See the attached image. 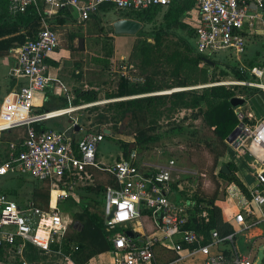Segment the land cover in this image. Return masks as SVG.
<instances>
[{
  "label": "built area",
  "instance_id": "2783aa9c",
  "mask_svg": "<svg viewBox=\"0 0 264 264\" xmlns=\"http://www.w3.org/2000/svg\"><path fill=\"white\" fill-rule=\"evenodd\" d=\"M172 1L9 0L11 15L24 14L32 8L41 19L42 28L34 39L13 50L17 65L12 75L19 85L5 98L1 107L0 122L3 123L0 124V135L26 127L27 138L20 152H17V145L11 146L8 158L0 163V176L27 175L49 182L50 205L42 209L32 200L23 205L0 195V248L7 255L16 253L21 258L27 243L41 253L65 255L62 246L71 223L60 203L74 195L75 187L92 177L90 171L93 170L112 175L118 185L117 188H107L103 209L107 232L112 233L111 264H157L155 248L166 242L171 244L178 261L201 255L205 258L203 264H255L249 257L239 254L237 248L231 260L225 256L223 246L226 241L233 242L234 235L222 238L217 231H212L211 241L205 244L203 235L185 229L191 205L174 203L171 184L177 171L175 161L170 160L163 166L147 165L136 151H132L129 159L122 156L120 161L106 166L97 161L99 145L105 140L104 132H87L80 127L84 136L75 140L68 131L38 133L34 128L36 123L65 117L75 110L70 105L45 114L34 113L40 93L52 83L57 88L64 87L58 79H53L48 65V60L60 46L51 19L60 11L67 10L77 14L78 22L85 23L96 17L105 6L134 12L154 7L166 9ZM185 22L195 30L199 54L213 56L220 51H228L250 78H264V65L250 69L244 63L250 45L263 46L264 50V0H196V8L187 13ZM215 85L256 88L264 92V83L252 79ZM238 116L246 135L243 147H248L254 160L264 166V118L258 120L248 116L251 121L248 124L245 123V115ZM78 123V118H74L73 127ZM263 171L257 175L258 182L251 192L250 202L235 216L236 224L241 228L236 236L264 224ZM54 192L58 193L55 205L52 204ZM144 210L152 215L143 216ZM202 217L206 218L207 213L204 212ZM145 223L155 227L154 230L150 233L144 231ZM118 228L121 231L115 232ZM128 232L132 233L131 237ZM13 264L29 263L22 259Z\"/></svg>",
  "mask_w": 264,
  "mask_h": 264
},
{
  "label": "trees",
  "instance_id": "16d2710c",
  "mask_svg": "<svg viewBox=\"0 0 264 264\" xmlns=\"http://www.w3.org/2000/svg\"><path fill=\"white\" fill-rule=\"evenodd\" d=\"M195 8L196 0H173L166 9L154 7L147 11H120V15H124L125 19L131 20L133 18L130 16L139 14V18L135 21L142 22L144 20L148 24L155 23L156 19L163 14V23L156 32L151 34L154 37V43L145 39L136 48V58L141 62L140 70L145 74V77H139L143 79L142 82L133 83L127 77L120 76L116 90L106 95L107 100H115V102L108 103L103 110L99 106H91L84 110L92 114L97 113L91 126H99V133L103 132V128H107L111 131V135L119 133V124L131 116L137 124L134 132L136 138L134 143L120 141V148L125 159H129L132 151H139L141 154L142 151L148 150L151 145L165 138L189 136L195 139L198 144L204 145L214 155L213 172L215 169L218 170L217 177L226 183L225 190L232 184L244 189V185L237 176L238 167L235 163L232 160L222 162L227 154L232 151L227 139L241 123L236 108L231 105L230 101L234 97H247L258 92H250L244 95L239 88L247 87L214 85L226 82L217 80L215 75L209 78L210 68L213 66L217 68L218 66L215 55H193L192 47L187 40L181 39L183 47L186 53H191L193 57L186 56L180 50H175L171 54L163 51L165 41L162 38L171 35V32L176 29L188 31L192 37H195V30L185 22L187 13ZM68 16L69 11H60L56 16L57 18L51 23L53 29L56 30L57 26L63 27L68 21ZM41 28V19L32 8L24 14L13 16L9 12V0H0V58L10 54L11 50L19 48L34 39ZM79 36L82 35L72 34L70 40L74 42ZM261 47L258 45L253 46L247 51L244 63L250 69L264 65V50ZM72 50H75L74 47H72ZM104 55L94 56L92 62L103 70H110L113 51L110 50ZM164 65L167 66L168 70H164ZM224 65L229 71L221 70L222 77L232 75L234 81L251 79L248 73L241 70L238 62H225ZM191 68L200 70V77L195 81H192L189 76ZM167 77L172 79L171 83L165 82L164 79ZM209 84L211 86L202 89L182 90L168 95H157L159 92L176 88H190L196 85L205 86ZM237 92H240V95ZM99 95V91L95 89H77L74 91V99L70 103L65 99V103L61 108L66 109L69 105L78 107L97 104L101 101ZM51 111H53L52 108L48 109L44 106L39 109L37 114H45ZM183 111L190 113L195 120H200L201 128L183 125L187 120L186 117L180 123L172 122L174 116ZM245 116V123L251 124L248 115ZM163 119L166 120L168 129L163 133H159L157 130L161 128L159 124ZM78 120L79 125L77 127L80 128L86 124L81 118ZM110 124L111 127H108ZM34 128L38 133L50 130L44 121L34 124ZM26 138V127L3 132L0 135V163L6 161L13 144L17 145V152H20ZM120 159L121 157L117 161H120ZM224 165L228 167L230 174L223 173ZM90 172L94 175L96 173L106 174L108 176L107 182L98 183L95 187L79 189L80 197L75 201L80 208L79 212H73L70 210L72 207L64 206L69 200L74 201L73 195L69 197L65 204H60L63 213L81 223V228H70L71 230H69L62 246L63 253L65 255L72 254V260L76 264H88L94 257L112 250V242L110 241L112 233L107 232L102 208L106 203L107 188H117V181L106 172L93 170ZM186 179L191 180L192 178L186 177ZM31 184L33 187L32 202L38 208L47 209L50 205V183L33 179ZM179 184V182L171 184V188L175 193L174 203L176 205L190 203L191 205L189 209L190 216L185 229L203 235L205 244L211 241L210 233L212 231H217L222 238L234 235L233 242L226 241L223 246V253L231 260L236 250L237 230L231 221L224 218V211L219 206L220 184L217 183V190L210 197L201 196L198 192L190 197L187 192L179 189ZM6 195L12 196V200L15 201L17 192L10 190L7 191ZM90 203L94 205L95 212L91 211ZM204 212L207 213L206 218L202 217ZM142 214L143 216L152 215L147 210H144ZM120 231L121 229L118 228L115 232ZM183 245L187 247L186 244ZM231 245H233L234 250L231 249ZM8 257L9 255L1 247L0 264L6 263L9 260Z\"/></svg>",
  "mask_w": 264,
  "mask_h": 264
},
{
  "label": "rangeland",
  "instance_id": "374dc122",
  "mask_svg": "<svg viewBox=\"0 0 264 264\" xmlns=\"http://www.w3.org/2000/svg\"><path fill=\"white\" fill-rule=\"evenodd\" d=\"M138 15L139 14H133V16L130 17L133 18V20H136L137 18H139ZM162 17L163 14H161L153 24L152 23L148 24L146 21L142 20V22H140L142 24V29L136 35L139 36L138 39H131V37L117 35L115 34V32L113 33V23L119 18H124V15L123 16L117 15L114 12L104 17L102 16L100 17V14H98L97 17H94L91 20L85 22L84 26H82V23L76 22L75 20L69 21L68 22L69 26L67 25L63 28H58L59 41L61 42L60 46L62 49L69 50L70 47L69 36L70 34L78 32V34L80 33L84 37L87 36V38L84 41V49L82 51L81 50L71 51V57L74 60V62L76 61L77 63H83L82 66L84 64H87L88 66L84 67L86 69L87 67L89 68L87 73L96 74L98 73V71H100L101 75L103 76L106 73V71L101 69V67L94 66L91 63V59L94 56H103L104 54L112 50L113 56L111 58V69L114 71L115 75H116L115 71L117 72L120 70L123 71L122 68L125 66V64H121V58L123 57L125 58L124 61L126 65L129 67L128 73L129 74L136 73L138 77L144 78L145 74H143V72L140 70L141 62L138 58H136V48L141 44L143 40L148 39L150 36H152L151 34L153 32H156L157 29H159V26H161V24L163 23ZM111 34L112 35L114 34V37H116L117 39L113 37L107 38L108 35ZM162 39H164L165 41L163 46L164 53L171 54L175 50H180L182 51V53L186 54V56L188 55L189 57H193V55L199 54L196 47V38L192 37L188 31H181L176 29L171 32V35L164 36ZM181 39L187 40L190 43L193 50V55L191 53H186V50L183 47V43ZM148 40L149 42L154 43V39H148ZM77 41L78 40L76 39L74 42L76 48L78 45ZM250 47H253V45H250ZM214 55L218 66L217 68H215L214 66L210 68L209 78L215 75L216 79L220 81H226V82L234 81L232 75L228 77H222L221 70L225 69L229 71V69L224 65V63L225 62L233 63V62H237V60L234 59L231 56L232 54H230L228 51H220L219 53ZM80 59H84V61ZM62 66H64L65 69L73 68V61L64 60L62 62ZM82 66H81V70L83 73L84 70ZM164 67H165L164 70H168V68H166L167 67L166 65H164ZM2 72L3 71L0 67V75ZM5 72L7 74V69ZM149 73H151L150 70ZM189 76L192 81L197 80L198 77H200V70L198 68L197 69L194 68V70L193 68H191ZM106 77L107 79L108 78L110 79L109 89L110 88L114 89V87L116 86L117 77L115 79H112L113 78L112 74H107ZM251 79L256 82L264 83V78L262 80L255 78H251ZM164 80L167 83L172 82V79H170V77H167ZM209 86H211V84L205 86L196 85L190 88H176L173 90L159 92L157 93V95H168L173 93L175 90H180V91L196 90ZM239 90H241L242 94L244 95L250 92H261L256 88H239ZM237 94L240 95V92H237ZM108 102L109 101L102 99L100 102L96 104V106H99L103 110V108L105 107V105L108 104ZM78 113H80L81 115L80 118L86 123L85 124L86 126L84 125V127L86 128L87 132L98 133L100 131L99 126H91V123H93V120L96 118L97 113L92 114L84 110L82 112L79 111L73 113L74 114L73 116L77 117L75 114ZM236 113L245 114V115L251 114L250 109L246 106H242L241 108H236ZM184 117H186L187 120H185L183 125L194 128H201V121L195 120L190 113H187L185 111L174 116L172 122L180 123ZM63 119L68 121L67 116L63 117ZM159 125L161 127L159 128V130H157V132L159 133H163L168 129L167 122L164 119L160 122ZM108 127H111V124ZM136 128H137V124L135 121H133V119L130 116L124 119V121L119 124V130H120L119 133L106 135L105 140L99 145L98 148V155L105 165L107 166L113 165L115 160L118 158L121 152L120 141L126 143L135 142L136 137L134 132ZM229 147L230 150L232 151L229 150L230 152L227 154V157L222 162H228L231 160L238 161L239 160L238 158L242 157V154L249 153L248 147L238 148L236 147L235 144H229ZM137 153L140 156V160L142 162H146L157 166H163L170 160L175 161L177 171L174 174L173 181L179 182L181 184L183 191L187 192V194H189L190 197L194 195L196 192H198V194L201 196L210 197L214 195L215 191L217 190V183H219L220 184L219 199L220 200L225 199L224 197L226 194V190L228 189L226 188L225 190L226 183L217 177L218 170L215 169L213 172L214 155L211 154L210 151L206 149L204 145L198 144L195 139H192L189 136L179 137V138H165L160 142L151 145L148 150L142 151L141 154L139 151H137ZM243 159L246 160V157H243ZM238 175L242 177L243 175L242 171H240ZM186 177H191L192 179L187 180ZM29 179L32 180L33 178L32 179L29 178ZM107 180H108V176L104 173H96V175L93 174L92 177L86 178L81 182H79V185L81 186H79L78 188L77 186L75 187V192L73 195L74 201L68 199L69 201L67 204H65L67 200L61 202L60 204L62 205L65 204L64 205L65 207L66 206L72 207L70 210H72L73 212L74 211L79 212L80 208L77 202H75L80 197L79 189L86 187H95L98 183H106ZM16 202L25 205L27 203V200H23V201L16 200ZM90 206H91V211L95 212V209L93 207L94 205L90 203ZM104 207L105 205H103L102 209H104ZM64 215L66 214L64 213ZM68 219L70 220L71 223V229L81 228V223L78 220L70 216ZM249 234H250L249 232H244L243 234L240 235L237 234L235 241L237 250L242 256L249 257L252 260V262H254L255 264H264V240L254 238L258 243L254 245L249 244L248 242L245 241V239H248ZM230 247L232 250H234L233 245H231ZM31 251L38 252L33 245L27 243L23 252V256H21V258H25L24 260L27 261L29 264H33L35 262L33 258L29 256ZM214 252L215 251L212 250V253ZM13 254L16 255V253ZM194 263L197 264V258H195Z\"/></svg>",
  "mask_w": 264,
  "mask_h": 264
},
{
  "label": "crops",
  "instance_id": "0c3cea01",
  "mask_svg": "<svg viewBox=\"0 0 264 264\" xmlns=\"http://www.w3.org/2000/svg\"><path fill=\"white\" fill-rule=\"evenodd\" d=\"M113 12L117 15H120V11L115 9L114 7H111V6L103 7L100 10L99 14H100V17L101 16L104 17L106 15L112 14ZM56 18L57 17L51 19L50 23H52V21ZM76 19H78L77 14L75 12L71 13L69 11L68 21L63 27L67 26L69 21L75 20L76 22H78V20H76ZM123 19H125V18H119L118 20H123ZM118 20H116V21H118ZM82 26H84V23H82ZM63 27L57 26L55 31L58 33V31H59L58 28H63ZM113 33H114V28H113ZM73 34H78V32L73 33ZM71 35L72 34H70V36ZM92 35H94V34H92ZM70 36H69V40H70ZM123 36L131 37V39H138L139 38V36H136V35H123ZM80 37H83L84 41L87 38V36H85V37L79 36L78 38H80ZM109 37H113V38L117 39L116 37H114V34L108 35L107 38H109ZM78 38H76V39L78 40ZM148 39H154L153 35L150 36ZM74 42H72L70 40L69 50L68 49H62L61 46H59L57 51L48 60V65L50 66V73H51L53 79H58L63 84L64 87L63 88H57L55 83H52L48 88H46L45 91L40 93L36 99V108L34 110L35 114H37L39 109H41L44 106L47 107L48 109L52 108L53 111L61 110L62 109L61 106H63V104L65 103V99H67V101L69 103L74 99V91L77 89H84V90L95 89L96 91H99V93H100L99 97L101 100L104 99L106 101H109L108 103L114 102L115 100H107L106 95L113 93L116 90L117 83H118L120 76L127 77L128 80L133 82V83L142 82L140 80L141 78H139L136 75V73H134V74L128 73L129 67L126 65V63L124 61L125 58H123V57L121 58V64H125V66L122 68L123 71L122 70H120L118 72L115 71L116 75L114 74V71L112 69L104 70V71H106V73L103 75L105 77H103L101 75L100 71H98V73H96V74L87 73L89 68L87 67V69H86L84 67H86L88 65L84 64L82 66L83 63H77L76 61L74 62V60L71 57V51H73L72 47H74L75 50H80L78 48V45H77V48L75 47ZM60 44H61V42H60ZM77 44H78V41H77ZM121 44H122V42H121ZM13 50H11L10 54L0 58V67L3 71L0 75V111H1V107L3 105L5 98L19 85V81L17 79H15L12 75V72L17 65V56L14 54ZM262 50H263V48H262ZM64 60L73 61V68L65 69L64 66H62V62ZM80 60L84 61V59H80ZM91 63L94 66H97L92 62V59H91ZM81 66L83 67V70H84L83 73L81 70ZM97 67H99V66H97ZM6 69H7V74L5 72ZM107 74H112L113 75L112 79H115L117 77L116 86L114 87V89H111V88L109 89V86H110L109 80L110 79L109 78L107 79V77H106ZM105 88H106V90H105ZM64 89H66V92L64 91ZM91 106H96V104H88V105H83V106H78V107H73L71 105V107H73L75 110L72 112L71 115L67 116L68 121L64 120L63 117H61V118H57V119H51V120L44 121V123H46V126L48 128H50V130L68 131V132H70L71 136L75 140L82 139V137L84 136L83 135L84 133H82L80 128L79 129H76L75 127L73 128V119L74 118L79 119L81 117V115H80V113H78V114H75L77 117H74L73 113L79 112V111L82 112V111H84L85 108H88ZM53 111H51V112H53ZM237 115H238V113H237ZM248 116H250L252 119L255 118L252 115V113ZM1 123H3V122L1 121L0 124ZM82 127H83V129L85 128L84 125ZM84 130H86V128ZM103 132H104V128H103ZM110 135H111V131H110ZM241 147H243V146H241ZM122 156H123V153L121 151L118 158L115 160V162L119 159V157H122ZM243 157H246V160L243 159ZM238 159H239L238 161L234 160L233 162L238 167V173L240 171H242V174H243L242 177L240 175H238V173H237V176L239 177L240 181L244 185L245 190L236 184H232L228 188V190L226 191V194L224 197L225 199L219 201V206L224 211V218L227 221H231L234 224L236 230L240 231L241 228L236 224L235 216L240 212V210L245 209L247 203L250 202L251 192L255 188V186L258 182L257 175L264 170V166H262L260 163L256 162L250 153H244V154H242V157H239ZM97 161L99 163L105 165L102 162V160L100 159L98 154H97ZM144 163L147 165H153V164H149L146 162H144ZM153 166H157V165H153ZM29 178L32 179V177L27 176V175H11V174H9L7 176H0V195H6L7 191L15 190L17 192V196L15 197V202H16V200L17 201L27 200V202L31 201L32 200L31 199L32 198V192H33V190H32L33 187H32L31 182L33 179L30 180ZM179 189L183 190L181 187V184H179ZM172 193H173V199H174L175 193H174V191ZM7 197L10 200L13 199L12 196L8 195ZM12 201H14V200H12ZM229 216H230V219H229ZM146 228L148 231L146 230ZM154 228L155 227H153L149 223H146L144 226V231L150 233L152 230H154ZM244 232L250 233L248 236V239H245V241L248 242L249 244H253V245L257 244L258 242H256V239L264 240V224H260L259 226L254 227L251 230L244 231ZM244 232H242L240 234H243ZM254 238H256V239H254ZM171 247H172L171 244L168 242L160 243L156 246L155 254H156V263L157 264H195L194 263L195 259L190 258V257L186 258L185 260L183 259V260L178 261L177 260L178 257L174 253V251H172ZM37 251L39 253L36 251H31L29 254V256L31 258H33V260L35 261V262L33 261L34 262L33 264H76L72 260V257H71L72 254H67V255H60L58 253L46 254V253H41L38 249H37ZM8 258H9V260H7L6 263H2V264H13V263L21 262L22 259H25V258H19L15 254L9 255ZM195 258H197V264H203L204 263L205 258L203 256L197 255ZM111 263H112V257L110 255V253L107 252V253L100 254V255L94 257V259L92 261H90L88 264H111Z\"/></svg>",
  "mask_w": 264,
  "mask_h": 264
},
{
  "label": "water",
  "instance_id": "95a60500",
  "mask_svg": "<svg viewBox=\"0 0 264 264\" xmlns=\"http://www.w3.org/2000/svg\"><path fill=\"white\" fill-rule=\"evenodd\" d=\"M113 28L115 34L117 35H137L142 29V24L135 20L123 19L116 21L113 24ZM78 48L80 50L84 48L83 38H78ZM230 103L234 108H241L242 106L248 107L252 112V115L258 120L264 118V92L262 91L258 93H252L247 97H234L231 99ZM76 129H79V127H76ZM104 133L106 135H110V131L107 128L104 129ZM245 141L246 135L243 133V123H240V125L227 139V143L235 144L236 147L239 148L244 145ZM222 171L225 174H230V171L226 165L223 166ZM262 174L264 176V171ZM127 235L131 237L132 233L128 232Z\"/></svg>",
  "mask_w": 264,
  "mask_h": 264
},
{
  "label": "bare ground",
  "instance_id": "6f19581e",
  "mask_svg": "<svg viewBox=\"0 0 264 264\" xmlns=\"http://www.w3.org/2000/svg\"><path fill=\"white\" fill-rule=\"evenodd\" d=\"M214 86V85H213ZM201 88V87H200ZM175 91H180V90H175ZM71 111H74V110H71ZM70 111V112H71ZM58 193H53L52 194V204L55 205L56 204V196H57Z\"/></svg>",
  "mask_w": 264,
  "mask_h": 264
},
{
  "label": "flooded vegetation",
  "instance_id": "af4514ba",
  "mask_svg": "<svg viewBox=\"0 0 264 264\" xmlns=\"http://www.w3.org/2000/svg\"><path fill=\"white\" fill-rule=\"evenodd\" d=\"M251 112V111H250ZM252 113V112H251ZM255 117V116H254Z\"/></svg>",
  "mask_w": 264,
  "mask_h": 264
}]
</instances>
